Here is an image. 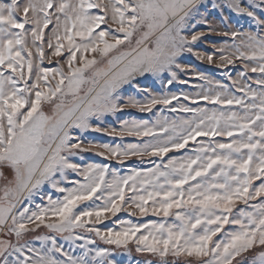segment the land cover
<instances>
[{
	"label": "snow or ice",
	"instance_id": "1",
	"mask_svg": "<svg viewBox=\"0 0 264 264\" xmlns=\"http://www.w3.org/2000/svg\"><path fill=\"white\" fill-rule=\"evenodd\" d=\"M225 8L248 17L256 30L231 26ZM215 11L221 13L218 24L208 18ZM198 25L231 42L214 45L215 53L194 51L206 35L196 30ZM185 53L219 68L240 62L235 78L225 73L230 85L197 72L205 81L201 91L195 98L180 94L193 103L202 99L222 107L181 104L179 110L191 118L171 124L158 119L160 132L168 133L163 137L147 121L125 120L120 131L111 132L93 123L125 107L145 112L179 100L176 94H162L145 101L128 96L123 102L122 93L125 86L148 92L133 84L145 74L159 79L168 73V85L187 83L178 75L189 68L178 59ZM53 57L59 67H42ZM77 130L153 140L84 146L74 135ZM197 137L209 139L189 155L127 176L107 164L84 166L72 159L97 148L103 149L97 155L120 163L129 156L163 157ZM4 168L11 170V179ZM69 173L83 179L69 180ZM0 178L7 181L0 197V264H117L110 258L115 249L150 254L157 264H264V199L249 203L264 198V0H0ZM64 182L73 187L61 186ZM45 185L63 198L48 195L47 205L32 208ZM94 196L103 203L96 205ZM85 201L93 204L77 210ZM238 202L245 207L237 209ZM121 211L163 219L122 220L119 230L96 227L106 214ZM41 227L51 234L35 236L41 247L34 248L24 237ZM58 236L80 248V255L64 251ZM78 240L83 243L76 245ZM97 240L112 247H88ZM249 251L255 254L243 255Z\"/></svg>",
	"mask_w": 264,
	"mask_h": 264
},
{
	"label": "rangeland",
	"instance_id": "2",
	"mask_svg": "<svg viewBox=\"0 0 264 264\" xmlns=\"http://www.w3.org/2000/svg\"><path fill=\"white\" fill-rule=\"evenodd\" d=\"M92 11H98L96 9H93ZM209 11L212 12L211 8H209ZM223 15L229 17L228 23L233 26L236 29L243 30H256V25L246 16L241 17L237 16L235 13L229 12L228 9H224ZM209 20L214 21L215 23H219L221 19V13L219 11L213 12L212 15H210ZM52 26H49V29ZM101 27H106L105 25H102ZM49 29L45 30V41L47 40ZM221 29H223V26L221 25ZM197 31H204L206 33L205 37L202 38L201 41H198L193 47L194 51L199 53H215V46L222 45L225 41L231 42L230 38L218 36L214 33H208L207 26L205 25H198ZM99 31V29H97ZM50 49L47 48V45L45 43V52L50 53ZM93 54H89V58H91ZM218 56V53L216 54ZM55 57L52 58V63H49L47 59L42 64V67L45 68H54L59 67L58 64H56ZM62 59V58H60ZM179 59V62L181 64L188 65V71L187 72H181L178 73L179 79L187 81V83H179L178 81L174 82L172 85L167 84V80L165 77H168V73L162 74L161 78H156L152 76L151 74H145L143 77H137L136 80L133 81L134 85H137L140 89L147 88L148 92H142L137 91V87L132 86H125V90L122 93V101L126 102L128 96H135V98L139 101H145L146 98L150 97V95H162V94H176L180 96L179 100H173L172 104L168 106L157 104L155 107L151 109V111H145L141 112L138 108L133 107H125L122 112H117L115 114H108L104 116L103 118L99 120H93V123L95 125H98L102 129H107L108 132H111L112 129H116L117 131H120L121 124L125 120H136V121H147L149 127L154 126V130L158 135L167 136L168 133H161L159 130V125L156 124V121L158 119L167 118L169 124H171L173 121L179 123L182 119H189L191 118L192 114L188 112H183L179 110V106L181 104H184L188 107L192 108H220L222 106L220 105H213L208 103L205 100L197 99L195 103H193V99L185 100L183 99V96L180 95L181 93H186L190 97L195 98L196 95L201 91V85H205V81L201 80L196 73H203L205 76L209 77L210 79L214 81H219L223 84H231V80L228 79V77L225 75V73L230 74L233 78L236 77L237 71L242 68V65L239 61L235 63V65H228L226 68H219L216 66V63L209 64L206 60L201 61L197 59L195 55L185 53L183 54ZM250 76L255 78L258 76V73H249ZM58 79V77H57ZM48 83L51 86H55V81L52 80V77L49 76ZM253 87H256L253 85ZM237 95H241V93H236ZM176 108V111H172V108ZM234 110H238V106H233ZM43 110L51 114V110L47 105L43 106ZM74 135H77L80 140L83 141L84 146H88V144L91 142L93 144H108L113 147L116 145H120L122 147H126L129 144H137V145H144L147 142H150L153 140V137L151 136H135V135H109L106 132H94L92 130H88L85 132H80L77 130ZM208 137H197L195 141H189L188 145L179 151H171L167 155L163 157L158 156H149L145 155L143 157L138 156H129L123 160V163H120L119 159H108L106 158L107 154L105 156L97 155L96 153L98 151H103V149H93L89 152L81 153L80 156L73 157V162L81 164V165H88L90 163H96V164H107L109 167V170L115 169L120 176H127L132 174V172L140 171L145 172L152 168H154L157 164H164L167 163V161L170 158L175 157L176 159H180L183 156L189 155L192 153V150L198 146V144L201 141H207ZM216 140H221L222 142H230V138L226 137H215ZM5 177L8 179H11L12 173L10 169L4 168L3 169ZM83 178L74 174L69 173V180H82ZM106 179H111V176H106ZM199 179V178H197ZM6 180L4 178H0V197H3V188L6 184ZM194 183V181H193ZM256 185H259L260 181L255 182ZM61 186L63 187H73V185L70 182H64ZM48 195H51L53 199H62L64 193L57 192L55 189L51 188L49 185H45L39 195L34 196L33 202L31 204L32 208H35L36 204L41 205H47V199L46 197ZM100 192L96 193V196H99ZM130 195V193L128 194ZM41 196L45 197L44 199H41ZM261 199L264 198H257V200L250 201V204L259 203ZM93 200L95 201L96 205L102 204V200H97L96 197H93ZM28 201H24L23 204L19 205L18 207H23L24 204H27ZM151 203V202H150ZM93 201H85L84 203L78 205L77 210H82L88 205H92ZM94 206V205H93ZM237 209L245 207L241 203H237ZM251 210V209H247ZM235 211V209H234ZM54 219V218H53ZM163 219L162 216H152L149 214L146 217H141L138 214L136 216H129L127 211H121L117 213L116 216H111L110 213L106 214V218L102 219V223L97 224L96 227L100 228L102 231H105L109 228L114 230H119L120 225L119 221H126V220H132L134 223H144L148 222L149 220L152 221H159ZM172 218L169 217V220ZM50 222V221H47ZM28 227H32V225H29ZM229 227V226H226ZM46 228L41 227L36 232L33 233H27L25 234V240L28 241V243L34 247V248H40L41 247V241L36 240L35 236L37 235H50L51 233H48L45 231ZM79 232V230H77ZM139 235V234H138ZM89 239H92L90 234L88 236ZM13 242H15V239L13 238ZM57 243L60 245H63L64 251L71 252L73 256H78L81 253V249L76 247L75 245H72L71 242L66 241L63 239V237L58 236L57 237ZM82 240L76 241V245L82 244ZM89 248H111L112 246L105 245L99 240L96 241L95 244H89ZM27 255H31V253H27ZM246 254V253H245ZM59 255V254H58ZM144 255V258H136L132 254L125 253L121 249H115L113 252L112 259L117 261V264H147L148 261H152V264H157V261H155V257H152L150 254H141ZM244 255V254H243ZM60 259H64V257L60 256ZM172 259L171 257H169ZM180 264V263H179Z\"/></svg>",
	"mask_w": 264,
	"mask_h": 264
},
{
	"label": "trees",
	"instance_id": "3",
	"mask_svg": "<svg viewBox=\"0 0 264 264\" xmlns=\"http://www.w3.org/2000/svg\"><path fill=\"white\" fill-rule=\"evenodd\" d=\"M45 231L47 232V230H45ZM48 233H49V232H48ZM256 251H259V249H256ZM131 254H132L134 257H136V258H144V255H141V254L136 253L134 249H133V251L131 252ZM254 254H255L254 251H249L248 253L244 254V256L250 258V257H252ZM237 259H239V258H237ZM169 260H171V259L169 258ZM155 261H156V258H155ZM179 263L182 264V261H180ZM234 264H236L235 261H234Z\"/></svg>",
	"mask_w": 264,
	"mask_h": 264
}]
</instances>
